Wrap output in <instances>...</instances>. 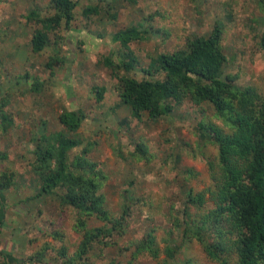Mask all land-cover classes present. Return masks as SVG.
<instances>
[{"label":"rangeland","instance_id":"1","mask_svg":"<svg viewBox=\"0 0 264 264\" xmlns=\"http://www.w3.org/2000/svg\"><path fill=\"white\" fill-rule=\"evenodd\" d=\"M47 1L0 0V153L4 156L0 172L13 174L12 186L3 193L0 251L20 264H59L61 251L66 257L75 252L80 239L72 228L75 212L61 205L57 194L40 192L29 171L34 140L62 132L77 141L66 151L68 169L78 173L77 158L79 165H93L103 176L99 191L110 213H119L123 197L127 202L137 199L130 206L124 234L112 236L113 244L107 248L96 246L80 264H127L133 243L149 230L155 236L157 258L139 256L130 264H163L165 245L177 246L168 264L186 259L192 264H214L194 240L187 244L178 239L171 216L180 217L187 188L198 192L209 184L207 163L215 162L216 150L198 125L221 126L220 120L209 105L189 102L173 105L155 123L144 114L132 118L128 106L117 98L116 81L104 61H116L121 54L111 38L126 27L139 32V40L127 47L135 63L146 67L158 54L184 50L187 39L204 37L218 24L226 59L223 75L264 95V48L259 47L264 10L258 0H135L132 6L122 5L114 20L102 11L84 19L80 10L93 0H78L70 27L59 28L55 44L36 54L28 45L33 24L24 17L32 9L42 11ZM146 16L150 20L141 21ZM48 58L56 59L50 70L44 68ZM131 75L142 77L139 68ZM34 81L40 84L38 92L31 91ZM95 89L102 90L100 100ZM63 111L83 115L76 132L67 133L59 124L57 117ZM137 144L142 153L136 151ZM37 253H41L39 263L34 261Z\"/></svg>","mask_w":264,"mask_h":264},{"label":"trees","instance_id":"2","mask_svg":"<svg viewBox=\"0 0 264 264\" xmlns=\"http://www.w3.org/2000/svg\"><path fill=\"white\" fill-rule=\"evenodd\" d=\"M77 3L78 0H48L42 11L32 9L25 15L27 23L33 24L28 40L30 52L38 54L50 43L55 44L54 40H58L55 33L61 27H70ZM124 4L132 6L135 0H93V4L83 6L80 15L89 20L102 11L108 20H114ZM258 6L264 10V0H258ZM138 34L134 26L115 32L111 40L118 42L121 54L116 61L109 58L104 61L116 81L117 98L128 106L131 117L140 119L144 114L155 123L173 105L204 103L222 124L198 125L201 135L215 147V162L207 163L209 184L204 190H185L180 217L171 216L173 232L181 242L188 244L194 240L214 264H264V95L250 86H237L231 76L223 75L226 59L218 24H213L204 37L187 39L184 50L158 54L146 67L135 63L127 47L130 41L139 40ZM259 47L264 48V30L259 36ZM55 62L56 59L48 58L44 68L50 70ZM135 68L142 74L139 79L131 75ZM155 75L161 78L156 79ZM39 88L40 84L34 81L31 91L38 92ZM101 92L95 89L96 100L101 99ZM1 117L4 121V115ZM82 119L81 113L73 111H63L57 117L67 133L76 132ZM34 142L37 143L31 153L35 157L29 171L40 184V192L57 194L59 203L76 214L72 228L80 236L77 248L70 257L61 251L59 264H80L96 246L107 248L113 244L112 236L124 234L131 216L130 206H135L137 199L127 202L123 197L119 213L114 216L99 191L103 176L94 171L93 165L86 162L79 165L77 158L78 173L68 169L66 151L77 144L76 140L55 132L39 136ZM136 151L143 152L141 145H136ZM187 172L190 177L192 171ZM12 180L11 172H0V226L4 218L3 193L12 186ZM169 234L170 238L172 233ZM54 237L58 238L56 234ZM132 246L127 264L139 256L157 258L152 230ZM176 250V245H165L167 260L163 264L174 260ZM37 255L34 261L39 263L41 253ZM0 264L20 262L0 251ZM181 264L192 263L186 259Z\"/></svg>","mask_w":264,"mask_h":264}]
</instances>
